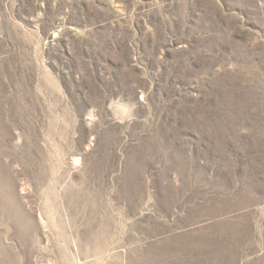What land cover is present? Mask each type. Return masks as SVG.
Wrapping results in <instances>:
<instances>
[{
  "label": "rangeland",
  "instance_id": "obj_1",
  "mask_svg": "<svg viewBox=\"0 0 264 264\" xmlns=\"http://www.w3.org/2000/svg\"><path fill=\"white\" fill-rule=\"evenodd\" d=\"M0 264H264V0H0Z\"/></svg>",
  "mask_w": 264,
  "mask_h": 264
}]
</instances>
